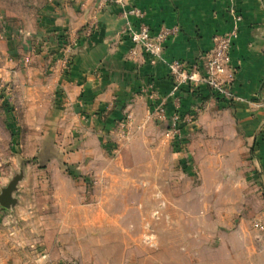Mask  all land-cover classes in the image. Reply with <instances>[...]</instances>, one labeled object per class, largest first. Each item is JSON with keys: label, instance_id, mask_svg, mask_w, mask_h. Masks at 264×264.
Listing matches in <instances>:
<instances>
[{"label": "rangeland", "instance_id": "obj_1", "mask_svg": "<svg viewBox=\"0 0 264 264\" xmlns=\"http://www.w3.org/2000/svg\"><path fill=\"white\" fill-rule=\"evenodd\" d=\"M82 2L0 0V195L15 183L0 264H264V189L226 135L177 145L152 114L145 129L128 114L116 135L54 122L71 49L49 19Z\"/></svg>", "mask_w": 264, "mask_h": 264}, {"label": "crops", "instance_id": "obj_2", "mask_svg": "<svg viewBox=\"0 0 264 264\" xmlns=\"http://www.w3.org/2000/svg\"><path fill=\"white\" fill-rule=\"evenodd\" d=\"M87 2L90 5L82 2L79 11L71 4L54 8L49 19L55 28H68L71 49L69 66L53 86L54 122L64 117L68 135H116L122 117L131 114L145 129L151 122L147 117L158 116L154 109L164 104L160 117L169 124L178 98L172 94L167 66L151 65L140 52L132 56L134 46L121 34L128 20L141 21L127 18L116 5L100 9L98 3ZM131 3L145 12V22L155 32L169 30L164 52L168 60L200 61L215 46L216 34H238L231 53L238 98L220 100L202 85L194 92L184 89L180 109L194 111L195 121L185 135H226V149L246 157L247 171L264 189V0Z\"/></svg>", "mask_w": 264, "mask_h": 264}, {"label": "built area", "instance_id": "obj_3", "mask_svg": "<svg viewBox=\"0 0 264 264\" xmlns=\"http://www.w3.org/2000/svg\"><path fill=\"white\" fill-rule=\"evenodd\" d=\"M97 2L100 9L109 5H116L127 18L130 19L132 17L141 21L135 24L131 19L128 20L121 33L134 46L131 51L132 56L140 52L148 58L151 65L162 62L167 66L173 81L172 94L178 98V104L170 118L167 129V135L173 138L174 144L181 145L183 143L185 129L195 121L193 110H185L183 112L180 109L182 104L181 93L184 89L194 92L202 85H205L213 96L218 99L232 101L238 98L234 92L237 70L231 65V53L237 33L216 34L215 46L203 53L200 56V61L191 63L184 59L168 60L164 57L165 42L170 37V32L167 28H162L155 32L145 22V12L132 5L131 0H97ZM237 19L239 20L241 17L238 16ZM66 55L63 64L64 71L68 68L70 62L69 55ZM149 96L152 99L155 98L153 93ZM154 111L160 117L161 114L165 113L164 104L158 105ZM127 116V120L124 118L120 121L119 124L121 126H126V123L131 124L130 116ZM256 226L264 228V223L256 222ZM46 257V254L43 255V258Z\"/></svg>", "mask_w": 264, "mask_h": 264}, {"label": "water", "instance_id": "obj_4", "mask_svg": "<svg viewBox=\"0 0 264 264\" xmlns=\"http://www.w3.org/2000/svg\"><path fill=\"white\" fill-rule=\"evenodd\" d=\"M15 188V183L10 187L6 188L0 195V204L3 207L10 208L14 204L13 190Z\"/></svg>", "mask_w": 264, "mask_h": 264}, {"label": "trees", "instance_id": "obj_5", "mask_svg": "<svg viewBox=\"0 0 264 264\" xmlns=\"http://www.w3.org/2000/svg\"><path fill=\"white\" fill-rule=\"evenodd\" d=\"M69 63H70V62H69ZM220 100H222V99H220ZM123 119H124V117H122V118L120 119V121L123 120Z\"/></svg>", "mask_w": 264, "mask_h": 264}]
</instances>
